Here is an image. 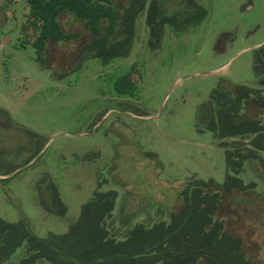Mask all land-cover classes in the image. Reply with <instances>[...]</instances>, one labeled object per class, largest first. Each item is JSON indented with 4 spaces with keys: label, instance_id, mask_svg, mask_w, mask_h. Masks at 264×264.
Here are the masks:
<instances>
[{
    "label": "rangeland",
    "instance_id": "rangeland-1",
    "mask_svg": "<svg viewBox=\"0 0 264 264\" xmlns=\"http://www.w3.org/2000/svg\"><path fill=\"white\" fill-rule=\"evenodd\" d=\"M179 1L160 3L168 14L171 8L205 7L204 20L195 26L181 19L176 26L166 24L158 43L150 42L151 29L142 11L129 54L105 64L86 57L82 46L92 33L83 20L67 12L60 14V24L64 31L76 32L75 38L48 39L40 56L29 45H17L18 22H14L22 18L23 5L17 4L15 19L9 20L11 12L7 17L0 0V106L44 135L41 152L23 174L18 173L25 183L17 181L19 176L12 185L20 192H15L17 209L31 213L37 234L46 235L49 229L63 232L65 226L63 217L48 216L40 207L34 210L33 200L25 203L21 196L39 179L38 169L51 171L69 223L99 181L104 190L116 189L119 194L109 223L115 228L177 210L178 193L192 174L223 180L224 147L204 129L200 105L221 76L255 83L251 51L264 43V0H193L182 7ZM126 2L112 0L119 11ZM134 63L141 72V76L131 73L138 80L135 109L123 114L115 104L127 99L116 98L113 80ZM114 118L128 127L111 121ZM233 139L241 138L227 140ZM144 149L156 151L159 158L148 154V160L143 159ZM244 168L241 176L257 181L260 196L256 203L228 205L222 214L228 229L242 236L248 255L264 264V162L250 160ZM0 197V207H5ZM15 208L7 205L6 214L17 217Z\"/></svg>",
    "mask_w": 264,
    "mask_h": 264
},
{
    "label": "trees",
    "instance_id": "trees-1",
    "mask_svg": "<svg viewBox=\"0 0 264 264\" xmlns=\"http://www.w3.org/2000/svg\"><path fill=\"white\" fill-rule=\"evenodd\" d=\"M20 1L23 16L14 22H18L17 45H29L40 56L48 39L75 38L76 32H66L60 24V14L67 12L83 20L92 33V38L82 46L86 57L105 64L129 54L135 23L142 11L151 29L150 42L157 43L166 24L176 26L181 19L195 26L207 15L205 7L181 6L193 0L179 1L182 8H171V14L161 0H127L121 11L112 0H3L4 13L7 17L9 12L12 15L9 20L15 19ZM13 29L12 26L8 32ZM251 52L255 83L239 86L264 104V43ZM135 86L124 76L113 80L116 94L133 95ZM214 93L215 112L206 129L224 147L226 167L222 181L192 174L178 193L181 204L177 210L151 218L149 214L148 222L140 220L118 228L109 223L119 193L114 188L102 189L103 183L99 181L68 231L40 240V246L71 251L73 264H256L246 252L242 236L228 229L222 212L228 205L256 203V196H260L256 194L257 181H245L241 173L250 160L264 162V118L242 114L246 93H228L221 87L214 89ZM236 137L241 139L227 140ZM261 198L264 200V193Z\"/></svg>",
    "mask_w": 264,
    "mask_h": 264
},
{
    "label": "flooded vegetation",
    "instance_id": "flooded-vegetation-1",
    "mask_svg": "<svg viewBox=\"0 0 264 264\" xmlns=\"http://www.w3.org/2000/svg\"><path fill=\"white\" fill-rule=\"evenodd\" d=\"M35 60L41 62L40 58ZM130 66L128 71L119 73V76H124L133 84H136L138 80L133 79L131 73L141 76V72H138L135 63ZM241 84L254 85L240 83L230 77L221 76L209 87V94L200 105L202 106V124L205 130L212 123L215 101L217 99L213 91L219 87L224 88L228 93H246L242 114L248 118H264V104L255 95H249L248 92L244 91L239 86ZM115 96L119 99H127V102H122L123 104H115L120 113L128 114L131 110L134 111V95L115 94ZM128 103H130L129 106H127ZM101 108L104 107L102 106ZM108 110L100 118L104 117ZM111 121L124 126L122 120L114 118ZM125 124L126 126L124 127H128L127 123ZM43 138L44 135L40 132L16 121L8 107L0 106V194L3 195V200L7 205L16 206L15 211L19 214L17 217L7 215V205L0 207V264H73L71 251L49 249L46 244H44V247L40 246V240H46L47 237H51L57 232L49 229L46 235L37 234V229L33 225V218L29 217L31 213L28 210L24 212L21 209V211L17 209L18 206L14 199L16 198L15 192L19 191L16 188V191L13 190V180L15 177L20 176L19 172L22 171L23 174L25 172L24 167L30 166L34 157L41 152L44 145L41 142ZM142 151H144V154L140 155L143 159L148 160V154L159 158L156 151L145 149ZM106 168L101 169V171L105 172ZM37 173L39 179L34 182L35 184L30 187L26 186L27 191L23 190L21 192L24 202L27 203L26 201L31 199L33 200V206L31 207L34 210L40 207L48 216L59 215L61 218L63 217L65 225L63 232L68 231L73 221L69 223V220H67L66 205L61 201L60 196L58 197L57 195L58 186L53 179L51 171L42 168L38 169ZM17 181L24 182L21 180V176ZM29 189H33L30 194ZM26 194H29L28 197ZM1 200L2 197H0V203H2Z\"/></svg>",
    "mask_w": 264,
    "mask_h": 264
}]
</instances>
